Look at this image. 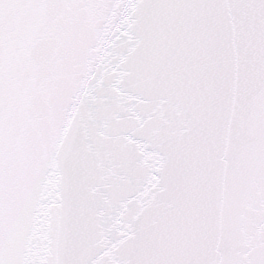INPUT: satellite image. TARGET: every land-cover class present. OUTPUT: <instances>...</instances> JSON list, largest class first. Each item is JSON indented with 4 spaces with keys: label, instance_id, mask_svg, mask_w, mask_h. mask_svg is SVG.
<instances>
[{
    "label": "snow or ice",
    "instance_id": "6c2138e0",
    "mask_svg": "<svg viewBox=\"0 0 264 264\" xmlns=\"http://www.w3.org/2000/svg\"><path fill=\"white\" fill-rule=\"evenodd\" d=\"M0 264H264V0H0Z\"/></svg>",
    "mask_w": 264,
    "mask_h": 264
}]
</instances>
